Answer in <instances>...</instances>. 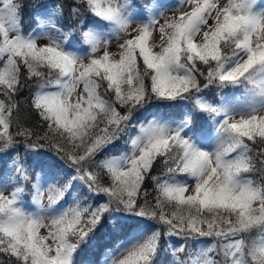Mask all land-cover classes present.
<instances>
[{"label": "snow or ice", "instance_id": "6c2138e0", "mask_svg": "<svg viewBox=\"0 0 264 264\" xmlns=\"http://www.w3.org/2000/svg\"><path fill=\"white\" fill-rule=\"evenodd\" d=\"M24 7L0 0V264H264V0H70L29 32Z\"/></svg>", "mask_w": 264, "mask_h": 264}, {"label": "trees", "instance_id": "16d2710c", "mask_svg": "<svg viewBox=\"0 0 264 264\" xmlns=\"http://www.w3.org/2000/svg\"><path fill=\"white\" fill-rule=\"evenodd\" d=\"M20 2L25 5L23 8V19L26 17H29L32 22H33V17L35 14H37L38 11L41 10V6L44 4H53V3H64L67 5L70 0H20ZM26 13V15H24ZM32 23L28 22V26L31 27ZM235 93L231 89H225V90H220L215 87L206 89L205 90V95L206 97L211 101V100H218L221 95L224 94H232ZM28 100H29V94L25 92L24 96L21 98V111L19 113V120L21 124L25 127H32L37 119L35 113L30 109L28 105ZM165 102H160V101H153L152 106L148 109L147 112H144L143 115H150L151 113L159 112V113H167L168 116H174V117H179L181 108L183 105L180 107H166L164 106ZM190 106V103H189ZM185 111L187 109H184ZM193 123L199 127V125L202 123V121L197 120V118H193ZM118 147H126L125 141L121 140L118 143ZM46 150H40V154L36 155L33 153H30L33 155L32 159H27L26 153L24 152L23 147L21 146L20 150V155L23 157V161H26L27 165H29V171H32V168H35L37 172L40 170V165L44 163L46 160L50 158V154H45ZM28 154V153H27ZM113 155H119L121 154L120 151H116L112 153ZM10 160L5 159H0V168L6 166ZM162 166L157 168L156 171L153 173L154 175H161L162 174ZM60 182H63V173L60 174ZM151 182H149L150 184ZM149 191L152 192L151 186L149 187ZM97 240L91 250L85 249V251L81 254L83 259H89L88 253H90V258L95 259L96 257L93 255V253H96L97 251L102 250V246L108 245V246H113L116 241H112L111 244H109V237L107 236V226L103 227L101 230L97 232ZM176 238L173 237V240ZM78 258V257H77ZM81 257H79V260Z\"/></svg>", "mask_w": 264, "mask_h": 264}, {"label": "rangeland", "instance_id": "374dc122", "mask_svg": "<svg viewBox=\"0 0 264 264\" xmlns=\"http://www.w3.org/2000/svg\"><path fill=\"white\" fill-rule=\"evenodd\" d=\"M171 14H172L171 12H167V11L164 13V15H166V16H170ZM24 15H26V13ZM161 23H163V20H161ZM154 35H158V34L154 33ZM110 48L113 51L116 50V48H117V40L115 38L112 39L111 44H110ZM193 126H194V124H193ZM193 135H195L194 132H193ZM26 155H28L29 157H32V154H30V153H28ZM20 159H22V158H20ZM0 169H3V168L1 167ZM41 182L43 183V178L41 179ZM41 234H45V230L42 229L41 230Z\"/></svg>", "mask_w": 264, "mask_h": 264}]
</instances>
